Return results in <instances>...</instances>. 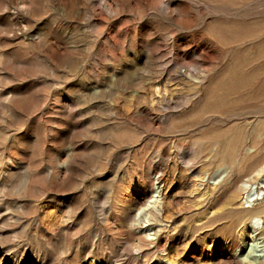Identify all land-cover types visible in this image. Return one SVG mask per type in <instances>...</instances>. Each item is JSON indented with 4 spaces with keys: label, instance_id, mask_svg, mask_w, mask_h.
I'll use <instances>...</instances> for the list:
<instances>
[{
    "label": "rangeland",
    "instance_id": "obj_1",
    "mask_svg": "<svg viewBox=\"0 0 264 264\" xmlns=\"http://www.w3.org/2000/svg\"><path fill=\"white\" fill-rule=\"evenodd\" d=\"M263 179L264 0H0V264H240Z\"/></svg>",
    "mask_w": 264,
    "mask_h": 264
},
{
    "label": "bare ground",
    "instance_id": "obj_2",
    "mask_svg": "<svg viewBox=\"0 0 264 264\" xmlns=\"http://www.w3.org/2000/svg\"><path fill=\"white\" fill-rule=\"evenodd\" d=\"M262 183L264 184V179L262 181ZM158 188H155V190H157ZM260 189H263L264 190V186H261ZM158 191V190H157ZM262 191L261 190H249L247 192V195H246V202L248 203V206L250 207L253 202L255 200L258 199V196L259 194L261 193ZM158 193V192H157ZM156 193V194H157ZM156 197V195H152L150 198H154ZM150 199V200H151ZM148 201L147 205H146V208L147 207H150L151 205H153L154 201ZM144 208V207H143ZM251 208H253V206H251ZM141 211V210H140ZM258 222H259V219L257 217H253L251 218L246 225L242 224V231L241 233L239 234L240 235V238L242 240V243H245L247 240H251V246H254L255 244V240H256V237L258 235ZM147 226H144V230L145 231H148V229L146 228ZM149 232V231H148ZM149 236L151 235L150 233L148 234ZM153 235V234H152ZM237 241L236 240H233L231 242H229V245L230 246H234V244L236 243ZM235 249L237 250L238 249V252L239 254H242L243 253V246L242 248H239L238 246L235 247ZM245 251V250H244ZM240 256V255H239ZM243 256V254H242ZM248 256H243L241 258V261H240V264H264V254H259V255H253V256H250L249 258H247ZM156 264H159V263H156Z\"/></svg>",
    "mask_w": 264,
    "mask_h": 264
}]
</instances>
